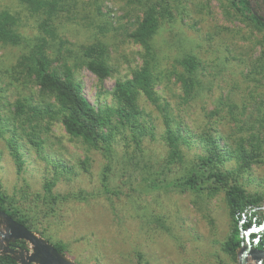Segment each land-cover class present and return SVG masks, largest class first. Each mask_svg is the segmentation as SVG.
I'll return each mask as SVG.
<instances>
[{
	"label": "rangeland",
	"instance_id": "374dc122",
	"mask_svg": "<svg viewBox=\"0 0 264 264\" xmlns=\"http://www.w3.org/2000/svg\"><path fill=\"white\" fill-rule=\"evenodd\" d=\"M77 1V16H65L58 22V35L68 43L61 47L57 38L50 53L60 57L55 64L64 59L73 64V56L82 45L106 43L112 75L100 82L90 70L80 67L74 68V76L91 102L110 101L116 80L130 77L132 69L142 62L140 45L128 36L142 11L130 0ZM174 1V19L165 21L154 37L164 72L157 88L192 134L205 129L210 112L216 109L220 112L211 120L217 122L221 133L233 134L236 120L251 122L260 105L264 91L261 77H246V73L264 53V29L238 17L228 0ZM0 8L20 14L26 37L41 34L39 17L26 11L20 0H0ZM24 49L0 44V116L9 113V103L32 90L11 74V66ZM187 53L202 63L199 77L203 86L195 99L185 102L176 77L184 72L179 60ZM141 103L161 131L159 111L144 98ZM230 103L236 105L232 111ZM50 128L41 150L23 142L25 163L21 172L0 136V192L14 199L40 236L64 242L66 256L75 264H137L138 253L148 264H240L238 253L234 259L223 248L232 226L224 190L211 196L183 185L186 166L200 151L193 138L190 145L183 146L187 163L165 167L167 146L160 138L147 137L141 152L120 142L110 162L103 152L71 137L60 121H54ZM139 160L140 170L136 168ZM58 161L66 167L61 164L60 172L55 170ZM232 164L229 161L227 165ZM162 166L166 175L155 179ZM106 173L109 182L105 181ZM54 178L56 200L44 190L45 181ZM243 182L250 192L263 191L264 162L255 165ZM203 183L199 180L197 186ZM0 229L5 231V225L0 223ZM5 244L1 237L0 257ZM248 262L257 264L252 256Z\"/></svg>",
	"mask_w": 264,
	"mask_h": 264
},
{
	"label": "trees",
	"instance_id": "16d2710c",
	"mask_svg": "<svg viewBox=\"0 0 264 264\" xmlns=\"http://www.w3.org/2000/svg\"><path fill=\"white\" fill-rule=\"evenodd\" d=\"M130 1L136 3L142 11L128 33L133 42L141 47L139 53L142 62L132 69L130 77L116 80L110 91V101L97 103L91 102L83 94L81 82L74 76V68L86 67L103 82L113 73L108 45L102 41L82 45L77 55L73 56V64H69L66 59L55 64L60 57L50 53L56 47L57 38L61 47L68 43L58 35V22L65 16H77V0H20L26 11L39 17L38 29L41 34L32 39L22 33V19L18 12L0 8V44L25 48L11 66L12 78L22 82L25 88L32 89L28 95H20L9 103V113L0 116V136L5 140L18 172L23 170L25 163L21 151L23 142L41 150L45 135L54 121H60L71 137L80 139L89 148L103 152L110 162L114 160L116 145L120 142L127 147L132 145L135 151L141 152L143 142L148 137L160 138L167 146L165 167L175 163L186 164L183 146L190 145L193 138L194 142L199 143L200 151L186 166L183 185L195 190L202 189L211 196L224 190L232 226L223 242V248L236 259L240 247L247 243L242 230L254 223L261 225L264 221V190L250 192L243 182L255 165L264 162V91L254 118L249 123L236 120L237 128L233 134L221 133L216 126L217 122L211 120L220 112L217 109L210 112V123L205 129L197 135L192 134L189 125L180 115L175 114L171 103L162 97L157 88L162 83L164 72L159 66L154 37L165 21L174 19L177 4L174 0ZM228 1L243 21H251L256 28L264 29V17L255 12L256 5L264 4V0ZM66 50L72 53L71 49ZM57 53L60 54V50ZM179 63L184 72L177 74L176 80L181 84L183 100L188 102L198 96L203 86L199 77L202 63L192 53L185 54ZM253 75L261 77L264 87V53L246 73V77ZM142 98L159 111L163 125L161 131L157 130L150 113L145 110ZM228 105L230 111L236 106L234 103ZM115 159L118 161V158ZM86 161H83V165ZM229 161L233 163L230 166L227 165ZM139 162L136 167L138 170L142 168ZM60 165L66 168L58 161L56 172H60ZM109 166L106 167L107 171L110 170ZM164 166L155 179L161 180L166 175ZM55 179H48L44 184V190L52 200L57 199L53 193ZM199 180L204 183L197 186ZM105 181L109 182L107 173ZM14 202L9 195L0 192V210L37 232L30 219ZM250 242L252 247L264 249V229L251 236ZM51 243L58 251L66 254L67 246L64 242ZM10 247L24 250L30 248L25 240L11 241ZM0 263L18 264L11 254L2 255ZM137 264H148L142 253L137 254Z\"/></svg>",
	"mask_w": 264,
	"mask_h": 264
},
{
	"label": "water",
	"instance_id": "95a60500",
	"mask_svg": "<svg viewBox=\"0 0 264 264\" xmlns=\"http://www.w3.org/2000/svg\"><path fill=\"white\" fill-rule=\"evenodd\" d=\"M0 218V223L5 225V231L0 229V238L2 237L6 242L3 255L11 254L16 261L20 260L22 264H75L66 254L58 251L53 243L11 217L7 212L0 210ZM263 229L264 221L258 225L257 230L262 231ZM242 233L247 243L238 250L240 264H248L249 256H252L257 264H263L264 249L252 247L248 229L242 230ZM15 240L27 241L29 250L11 248L10 242Z\"/></svg>",
	"mask_w": 264,
	"mask_h": 264
},
{
	"label": "flooded vegetation",
	"instance_id": "af4514ba",
	"mask_svg": "<svg viewBox=\"0 0 264 264\" xmlns=\"http://www.w3.org/2000/svg\"><path fill=\"white\" fill-rule=\"evenodd\" d=\"M255 12L257 13V14H259V15H262V17H264V4H260V3H258L257 5H256V10H255ZM264 19V18H263Z\"/></svg>",
	"mask_w": 264,
	"mask_h": 264
},
{
	"label": "bare ground",
	"instance_id": "6f19581e",
	"mask_svg": "<svg viewBox=\"0 0 264 264\" xmlns=\"http://www.w3.org/2000/svg\"><path fill=\"white\" fill-rule=\"evenodd\" d=\"M249 264H251L250 262H248Z\"/></svg>",
	"mask_w": 264,
	"mask_h": 264
}]
</instances>
